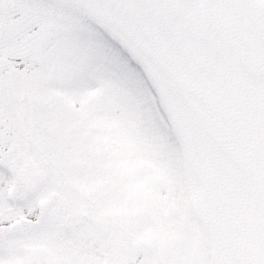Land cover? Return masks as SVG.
<instances>
[{"label": "snow or ice", "instance_id": "snow-or-ice-1", "mask_svg": "<svg viewBox=\"0 0 264 264\" xmlns=\"http://www.w3.org/2000/svg\"><path fill=\"white\" fill-rule=\"evenodd\" d=\"M0 264H264V0H0Z\"/></svg>", "mask_w": 264, "mask_h": 264}]
</instances>
